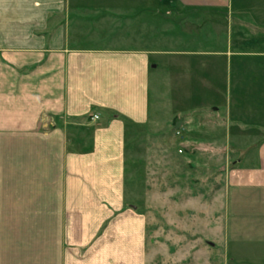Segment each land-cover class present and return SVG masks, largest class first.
Masks as SVG:
<instances>
[{
    "label": "crops",
    "instance_id": "crops-1",
    "mask_svg": "<svg viewBox=\"0 0 264 264\" xmlns=\"http://www.w3.org/2000/svg\"><path fill=\"white\" fill-rule=\"evenodd\" d=\"M172 1L166 11L151 1L118 15L103 8L73 12V0H0V264H175L150 256L148 245L159 242L158 230L148 242L150 210L144 215L128 203L127 130L149 122L156 55H213L241 79L246 63H264V23L257 16L264 11L246 0ZM111 15L112 26H103ZM156 19L199 48V28L207 24L215 37L209 44L218 46L225 32L227 48L180 52L164 43L160 52L147 49L149 36L142 34L140 49L84 45L97 41L98 32L114 35L126 21L136 24L127 37L134 40V30ZM79 23L94 34L82 33ZM252 89L236 83L232 91L264 94ZM227 108L230 121V103ZM260 133L257 146L228 172L223 237L236 255L262 258Z\"/></svg>",
    "mask_w": 264,
    "mask_h": 264
},
{
    "label": "rangeland",
    "instance_id": "rangeland-1",
    "mask_svg": "<svg viewBox=\"0 0 264 264\" xmlns=\"http://www.w3.org/2000/svg\"><path fill=\"white\" fill-rule=\"evenodd\" d=\"M151 1L156 10L165 11L173 2L73 0V12L76 7L84 11L93 8L97 12L103 8L124 15L133 6H144ZM246 1L256 11H264V0ZM257 16L264 23V14ZM112 18L105 19L102 25L112 26ZM78 26L83 27L82 33L94 34L89 26L83 23ZM135 26L122 22L114 35L98 32L97 41L84 45L140 49L139 35L142 34V38L149 36L146 48L160 52L165 50V44L170 46L168 49L180 52L225 51L227 48L225 32L218 37V46L209 44L215 37L207 24L199 28L204 40L200 48L194 42H187L185 36L180 38L173 26L157 19L151 26H139L136 29L139 32L134 30V36L138 34L134 40L127 38ZM106 34L110 35L108 40L103 39ZM154 60L149 122L144 127L130 126L126 133L128 203L140 211L150 210L149 220L158 226L159 242L148 245L150 256L155 254L156 259L175 264H264V255L262 258L250 252L236 255L225 245L223 237V190L228 172L236 160L257 146L256 132L264 133V94L252 95L248 91L245 95H234L232 90L236 83L246 90L264 89V63H246L241 79L232 64L209 54L166 56L163 53ZM229 103L230 121L227 117ZM259 123L262 126L253 125ZM144 185L151 187L152 192L148 193Z\"/></svg>",
    "mask_w": 264,
    "mask_h": 264
},
{
    "label": "trees",
    "instance_id": "trees-1",
    "mask_svg": "<svg viewBox=\"0 0 264 264\" xmlns=\"http://www.w3.org/2000/svg\"><path fill=\"white\" fill-rule=\"evenodd\" d=\"M144 215H147L146 212L147 210H142L140 211ZM158 226H156L152 221L148 220L147 223V236H148V242L151 240L152 236L154 235L155 231H157Z\"/></svg>",
    "mask_w": 264,
    "mask_h": 264
},
{
    "label": "built area",
    "instance_id": "built-area-1",
    "mask_svg": "<svg viewBox=\"0 0 264 264\" xmlns=\"http://www.w3.org/2000/svg\"><path fill=\"white\" fill-rule=\"evenodd\" d=\"M95 119H97V117H95Z\"/></svg>",
    "mask_w": 264,
    "mask_h": 264
}]
</instances>
